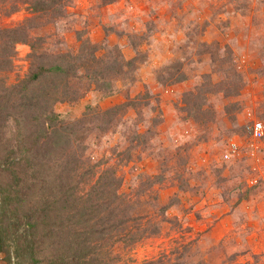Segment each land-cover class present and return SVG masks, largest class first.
I'll return each instance as SVG.
<instances>
[{
    "label": "rangeland",
    "instance_id": "rangeland-1",
    "mask_svg": "<svg viewBox=\"0 0 264 264\" xmlns=\"http://www.w3.org/2000/svg\"><path fill=\"white\" fill-rule=\"evenodd\" d=\"M107 1L67 0L61 11L32 12L12 0L19 8L9 14L0 4V27L25 22L39 47L34 57L27 44H16L0 85L19 83L47 55L77 53L81 41L94 44L98 56L135 58L132 71L112 76V94L99 82L72 79L76 96L53 105L70 122L129 101L107 130L98 120L81 129L84 157L97 165L87 188L113 168L118 193L136 195L148 213L142 223L150 221L149 234L130 246L114 244L119 264H264V146L255 156L244 148L241 157L222 160L231 138L246 145V109L264 124V0ZM173 61L182 63L185 81L170 82L174 68L165 66ZM199 85L205 97L190 111L184 93ZM2 128L16 144V125ZM12 245L10 237L3 245L10 258L0 252V264H16Z\"/></svg>",
    "mask_w": 264,
    "mask_h": 264
},
{
    "label": "trees",
    "instance_id": "trees-1",
    "mask_svg": "<svg viewBox=\"0 0 264 264\" xmlns=\"http://www.w3.org/2000/svg\"><path fill=\"white\" fill-rule=\"evenodd\" d=\"M9 1L0 0L8 14L19 8L17 2ZM66 1L20 0L32 12L61 11ZM31 39L25 22L0 27V71L11 67L18 43L27 44L35 57L39 47ZM200 44L208 46L204 41ZM45 57L19 83L0 85V178L7 176L0 181V252L10 258L3 245L13 237L16 264L23 258L26 264H119L114 244L121 241L124 247L130 246L149 234L150 221L142 223L148 213L139 207L142 204L136 195L118 193L121 181L113 168L100 171L87 188L97 165L84 157L87 148L82 141L86 134L81 129L98 120L97 128L107 130L122 119L119 111L129 106V101L95 109L91 116L84 113L70 122L61 121L53 105L76 96L72 79L99 82L98 88L105 95L112 94V76L132 71L135 58L125 59L109 51L98 56L90 41H81L75 54ZM181 64L175 61L165 66L174 68L169 75L172 84L187 79ZM231 71L235 72L232 66ZM221 91L228 95L225 89ZM205 94L201 85L186 91L187 109L191 111L195 105L201 108L196 101ZM8 122L16 125V144L2 130ZM222 160H226L223 154ZM164 209L166 206L162 212ZM22 225L26 228L21 232Z\"/></svg>",
    "mask_w": 264,
    "mask_h": 264
},
{
    "label": "built area",
    "instance_id": "built-area-1",
    "mask_svg": "<svg viewBox=\"0 0 264 264\" xmlns=\"http://www.w3.org/2000/svg\"><path fill=\"white\" fill-rule=\"evenodd\" d=\"M245 122L243 123L244 137L246 145L239 137H233L228 142V147L223 153V159L230 160L231 158L241 157V153L244 150L243 155L255 156L256 153L264 146V124L255 117L253 112L249 109L245 111ZM246 151V152H245ZM254 170L256 167L253 168ZM260 176L264 177V168L260 171ZM257 177L251 179V183H256Z\"/></svg>",
    "mask_w": 264,
    "mask_h": 264
},
{
    "label": "crops",
    "instance_id": "crops-1",
    "mask_svg": "<svg viewBox=\"0 0 264 264\" xmlns=\"http://www.w3.org/2000/svg\"><path fill=\"white\" fill-rule=\"evenodd\" d=\"M205 34L207 35L208 33L206 32ZM211 34H214V32H212ZM206 35H205V36H206Z\"/></svg>",
    "mask_w": 264,
    "mask_h": 264
}]
</instances>
